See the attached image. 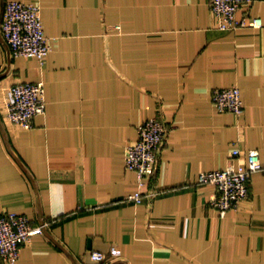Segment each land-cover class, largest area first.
I'll list each match as a JSON object with an SVG mask.
<instances>
[{"label": "crops", "instance_id": "1", "mask_svg": "<svg viewBox=\"0 0 264 264\" xmlns=\"http://www.w3.org/2000/svg\"><path fill=\"white\" fill-rule=\"evenodd\" d=\"M16 1L40 7L51 50L42 63L12 57L0 32V213L46 224L14 264H264V171L224 217L196 184L249 150L264 164V0L238 13L261 28L230 31L209 0ZM40 81L45 113L29 129L8 125L10 87ZM232 87L240 116L212 103ZM159 113L171 132L141 191L167 192L136 204L126 146ZM92 251L114 259L95 263Z\"/></svg>", "mask_w": 264, "mask_h": 264}, {"label": "built area", "instance_id": "2", "mask_svg": "<svg viewBox=\"0 0 264 264\" xmlns=\"http://www.w3.org/2000/svg\"><path fill=\"white\" fill-rule=\"evenodd\" d=\"M252 2L253 0H209L216 27L221 31L239 27L261 28V18L238 17L240 10L248 8ZM0 32L12 57H30L42 63L51 50L50 38L45 34L38 5L6 0L0 20ZM211 99L220 113L229 112L240 116L244 111L240 90L236 87L215 89ZM45 109L43 82L15 84L8 90L4 107L8 125L29 129L33 126V119L44 114ZM170 132L171 128L160 113L138 127L136 141L126 146L124 166L136 173L140 190L127 196L125 200L136 204L151 203L156 197L167 192L157 187H151L145 192L141 189L155 176L160 154ZM239 153L237 148L231 152L232 156ZM262 171L264 164L258 153L249 150L245 154V161L237 168L230 166L226 169L200 172L196 184L212 188L210 206L220 217H224L229 211H237L241 203L249 198L251 178L255 173ZM45 226L46 224L32 225L29 218L22 214L0 213V262L16 263L22 247L34 236L42 235ZM89 258L95 263H106L114 259L98 251L90 252Z\"/></svg>", "mask_w": 264, "mask_h": 264}]
</instances>
